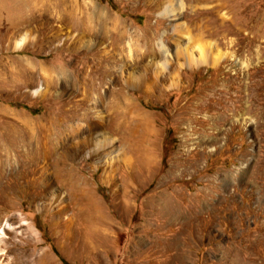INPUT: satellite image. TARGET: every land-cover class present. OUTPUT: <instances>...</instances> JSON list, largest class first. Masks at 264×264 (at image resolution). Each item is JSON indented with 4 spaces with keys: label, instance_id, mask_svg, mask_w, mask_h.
Here are the masks:
<instances>
[{
    "label": "rangeland",
    "instance_id": "1",
    "mask_svg": "<svg viewBox=\"0 0 264 264\" xmlns=\"http://www.w3.org/2000/svg\"><path fill=\"white\" fill-rule=\"evenodd\" d=\"M112 2L0 0V264H264V0Z\"/></svg>",
    "mask_w": 264,
    "mask_h": 264
},
{
    "label": "bare ground",
    "instance_id": "2",
    "mask_svg": "<svg viewBox=\"0 0 264 264\" xmlns=\"http://www.w3.org/2000/svg\"><path fill=\"white\" fill-rule=\"evenodd\" d=\"M83 64H85V59H83V58L81 59L80 62H78L77 64H75L76 67H75L74 70L76 71V73H81V71L83 69V67H81V66ZM94 67L96 68L95 70L98 71V70H101L104 66L102 65L101 62H97V63L94 64ZM95 70L92 69L90 72H93ZM77 75H79V74H77ZM77 82H80L81 84L87 85L89 87L94 86L96 84V80H94V78H92V77L87 78V77H85L83 75L80 77V79ZM44 137H47V135H44ZM50 139H51V143L50 144L45 143L44 145H41L42 144V141H41V143H39L40 144V147H39L40 149L37 146V149L36 150L40 151V153L42 151L44 153V156H43L44 157V160L52 163L54 161V158L55 157H54V154H53V151H52V148H51V144L53 143V140H52V138H50ZM17 144H19V142ZM54 146H55V143H54ZM29 151L30 150H28V152ZM20 152H23L22 147H20ZM64 160H66V158H64Z\"/></svg>",
    "mask_w": 264,
    "mask_h": 264
},
{
    "label": "trees",
    "instance_id": "3",
    "mask_svg": "<svg viewBox=\"0 0 264 264\" xmlns=\"http://www.w3.org/2000/svg\"><path fill=\"white\" fill-rule=\"evenodd\" d=\"M101 1H107V2L109 3V5H110L114 10H116V8H115V6H114L112 0H101Z\"/></svg>",
    "mask_w": 264,
    "mask_h": 264
}]
</instances>
